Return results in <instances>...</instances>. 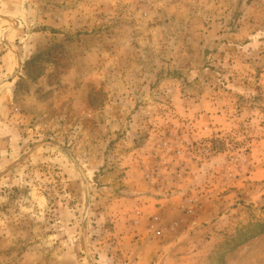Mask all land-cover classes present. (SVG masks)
<instances>
[{
	"label": "rangeland",
	"instance_id": "obj_1",
	"mask_svg": "<svg viewBox=\"0 0 264 264\" xmlns=\"http://www.w3.org/2000/svg\"><path fill=\"white\" fill-rule=\"evenodd\" d=\"M0 264H264V0H0Z\"/></svg>",
	"mask_w": 264,
	"mask_h": 264
},
{
	"label": "crops",
	"instance_id": "obj_2",
	"mask_svg": "<svg viewBox=\"0 0 264 264\" xmlns=\"http://www.w3.org/2000/svg\"><path fill=\"white\" fill-rule=\"evenodd\" d=\"M127 226H128V229H133V230H135L136 228L139 229L141 225L138 226V224H133V223L131 224V223H130V224H128Z\"/></svg>",
	"mask_w": 264,
	"mask_h": 264
}]
</instances>
